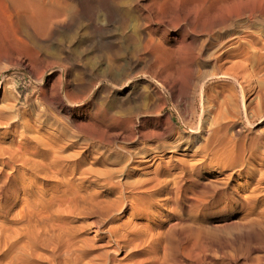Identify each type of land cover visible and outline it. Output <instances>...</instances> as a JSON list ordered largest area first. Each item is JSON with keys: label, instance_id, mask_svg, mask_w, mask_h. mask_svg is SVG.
<instances>
[{"label": "rangeland", "instance_id": "1", "mask_svg": "<svg viewBox=\"0 0 264 264\" xmlns=\"http://www.w3.org/2000/svg\"><path fill=\"white\" fill-rule=\"evenodd\" d=\"M51 1L0 0V264H264L263 8Z\"/></svg>", "mask_w": 264, "mask_h": 264}, {"label": "bare ground", "instance_id": "2", "mask_svg": "<svg viewBox=\"0 0 264 264\" xmlns=\"http://www.w3.org/2000/svg\"><path fill=\"white\" fill-rule=\"evenodd\" d=\"M49 1H51V0H49ZM53 1V0H52ZM51 1V3H53ZM127 0H125V2H126ZM133 1H135V0H133ZM162 1H164V0H162ZM172 1V0H171ZM174 1V0H173ZM178 1V0H177ZM186 1V0H185ZM188 1H190V0H187V2ZM216 1V2H215ZM14 2H15V0H14ZM21 2V1H20ZM46 2V1H45ZM128 2V1H127ZM168 2V1H167ZM179 2V1H178ZM219 2V4L221 3V1H218V0H204V1H199L198 2V0L196 1V0H193V1H190V2H188V3H191V5H190V7L188 8V11H187V14H186V17H185V23H191V24H193L194 25V23H199L200 24V20H203V21H205V23H208L209 24V26L210 25H215V23L214 22H216V23H220V24H222L223 23V19H222V17H221V15H223V14H219V13H221V8H219L221 5H217L216 3H218ZM255 2V4L256 5H259L260 6V9H261V7L263 8V9H261L260 10V12L257 10V9H251L250 10V12H249V14H248V20L247 21H249L250 22V25L252 26V28L253 27H255V28H261V29H263L264 28V0H256V1H254ZM29 3V2H28ZM56 3H58V2H56V0H55V3L54 4H56ZM165 3V2H164ZM180 3H183V2H180ZM188 3H185V4H188ZM32 4V3H31ZM223 4V3H222ZM179 5V4H178ZM189 5V4H188ZM51 6H52V4H51ZM59 6V5H58ZM57 6V7H58ZM129 6V5H128ZM183 6V5H182ZM185 6V5H184ZM183 6V7H184ZM187 6V5H186ZM185 6V7H186ZM180 7V6H179ZM33 8V7H32ZM56 8V7H55ZM132 8V7H131ZM30 9H31V7H30ZM38 9V7L37 8H35L34 7V9H32L31 11H34V10H37ZM52 8H49V10H51ZM58 9H60V8H58ZM184 9V8H183ZM246 9V8H245ZM40 10H42V9H40ZM40 10H37L38 12L40 11ZM49 10H46L47 12L49 11ZM134 10V9H133ZM136 10V9H135ZM30 11V12H31ZM54 11H57V10H54ZM53 11V12H54ZM128 11V10H127ZM245 11V10H244ZM42 12V11H41ZM59 11H57V13H58ZM184 12V11H183ZM34 13V12H33ZM50 13V12H49ZM48 13V14H49ZM52 13V12H51ZM50 13V14H51ZM223 13H225V12H223ZM229 13V12H228ZM247 13V12H246ZM35 14H37V13H35ZM42 14V13H41ZM49 14V15H50ZM54 13H52L51 15H52V17H54V16H56V17H58L59 16V14H61V12L58 14V15H53ZM108 14H111L110 12H108L107 13V15ZM129 14V13H128ZM128 14H126V15H128ZM130 14H133V13H131V9H130ZM244 14H245V12H244ZM26 15V14H25ZM138 15V14H137ZM225 15V14H224ZM223 15V16H224ZM247 15V14H246ZM32 16H33V14H32ZM32 16H30L31 18H32ZM36 16V15H35ZM45 16H47V17H50V16H48V15H46V13H45V15H44V17ZM135 16V15H134ZM244 16V15H243ZM25 17V16H24ZM29 17V19H31ZM39 17V16H38ZM40 17H42V18H44L43 17V14H42V16L40 15ZM39 17V18H40ZM52 17H50V18H52ZM55 17V18H56ZM129 17V16H128ZM137 16H135V18H136ZM139 17H141V18H143L142 16H139ZM146 17V16H145ZM148 17V16H147ZM146 17V18H147ZM155 17V16H154ZM231 17V16H230ZM232 17H233V15H232ZM242 17V16H241ZM245 17V16H244ZM247 17V16H246ZM141 18H139V19H141ZM157 18V17H156ZM29 19L27 20L28 22H29ZM37 20H36V22H35V24L36 23H39V22H37V21H39L38 20V18H36ZM48 19V18H47ZM53 19V18H52ZM241 19V18H240ZM44 20V23L46 22L45 20H46V17L43 19ZM43 20L40 22V23H42L43 22ZM144 20H145V18H144ZM244 20V19H243ZM33 20L31 19V21L30 22H32ZM227 21V20H226ZM229 21H231V20H229ZM229 21H227V22H229ZM246 21V22H247ZM29 22V23H30ZM48 22L51 24V22L48 20ZM139 22H141V20L139 21ZM142 22H144V21H142ZM239 22V21H238ZM237 22V23H238ZM44 23H42L41 25H43V27L45 26V24H47V22L44 24ZM48 23V24H49ZM52 23H53V21H52ZM201 23H204V22H202L201 21ZM204 23V24H205ZM230 23V22H229ZM26 24H27V22H26ZM34 24V25H35ZM49 24V25H50ZM54 24V23H53ZM141 24V23H140ZM168 24V23H167ZM190 24V25H191ZM219 24V25H220ZM232 24V23H231ZM169 25V24H168ZM201 25V24H200ZM200 25H198V27L200 26ZM212 25V26H213ZM224 25H225V23H224ZM227 25V24H226ZM235 25H237V24H235ZM247 25H249L248 23H247ZM26 26V25H25ZM28 26V25H27ZM27 26H26V28H27ZM47 26V25H46ZM51 26V25H50ZM137 26H138V22H137ZM147 26V25H146ZM186 26V25H185ZM192 26V25H191ZM196 26H197V24H196ZM195 25H194V28H190L189 30H190V32H191V30L192 31H195V27H196ZM202 26V25H201ZM206 26H208V25H206ZM206 26H205V28H206ZM212 26H210V27H212ZM228 26V25H227ZM245 26H246V24H245ZM35 27V28H34ZM34 27H32V25H31V27L30 28H34L33 30L35 31V29H36V27H38V26H34ZM39 27H42V26H39ZM38 27V28H39ZM43 27H42V29H43ZM142 27H143V24H142ZM188 27V26H187ZM190 27V26H189ZM188 27V28H189ZM197 27V28H198ZM231 26H229L228 28H230ZM241 27V26H240ZM244 27V26H243ZM28 28H29V26H28ZM29 28V29H30ZM136 28V27H135ZM144 28H145V26H144ZM149 28V27H148ZM187 28V29H188ZM202 28V27H201ZM219 28H220V26H219ZM227 28V27H226ZM227 28V29H228ZM232 28H234V25H233V27ZM236 28H239V26L237 27H235V29ZM247 28H248V26H247ZM251 28V27H250ZM249 28V30H251ZM184 29V28H183ZM213 28H210L209 29V31H211ZM221 29V28H220ZM223 29H225V27L223 28ZM241 29V28H240ZM244 29V28H243ZM261 29H259V30H261ZM33 30H31L32 32H33ZM37 30V29H36ZM137 30V29H136ZM148 30V29H147ZM151 30V29H150ZM199 30V29H198ZM216 30V29H215ZM247 30V29H246ZM28 31V30H27ZM30 31V30H29ZM31 31H30V33H31ZM188 31V30H187ZM218 31H221V30H218ZM223 31V30H222ZM229 31H230V29H229ZM240 31V30H239ZM248 31V30H247ZM37 31H35L34 33H36ZM189 32V33H190ZM226 32V31H225ZM224 31L222 32V33H225ZM228 32V31H227ZM233 32V31H232ZM148 33V32H147ZM221 33V34H222ZM231 33V32H230ZM37 34V33H36ZM35 34V35H36ZM139 34H141V33H139ZM138 34V35H139ZM186 35L188 34V33H185ZM195 34V33H194ZM251 33H249V35H250ZM32 35V34H31ZM35 35H33V36H35ZM185 35V36H186ZM208 35V34H207ZM229 35V34H228ZM264 34H262V36H263ZM141 36H143V34L141 35ZM150 37L152 36V34L151 35H149ZM202 36V35H201ZM131 37H132V34H131ZM146 37V36H145ZM192 37V36H191ZM195 36H193V38H194ZM208 37V36H207ZM222 37V36H221ZM142 38V37H141ZM151 38H153V36L151 37ZM182 38H183V36H182ZM201 38V37H200ZM200 38H198L197 39V41L200 39ZM240 38V37H239ZM149 39V38H148ZM148 39L145 41L146 42V46H147V43H151L150 41L151 40H149V42H148ZM192 39V38H191ZM195 39V38H194ZM207 39V38H206ZM216 39V38H215ZM135 40H136V38H135ZM153 40V39H152ZM203 40V39H202ZM202 40H201V42H202ZM222 39H220V41H221ZM0 41H1V39H0ZM206 41V40H205ZM155 42H157V41H155ZM154 42V43H155ZM195 41H193V43H194ZM199 42V41H198ZM201 42H199L200 43V45L202 44ZM216 42V41H215ZM191 43H192V40H191ZM192 43V44H193ZM206 43V42H205ZM192 44L190 45V43H189V45L191 46V50H192ZM241 54H240V52H238V54H240V56L243 58L242 60H243V64L241 65V66H244L245 67V69H247L249 66H251L253 69H250V70H257L258 72H259V69H262L263 68V65L261 66V64L260 63H256V59H258L259 61H261L260 59H264V39H261L259 36H255V37H252V39L251 40H249V39H245V41H241ZM240 44H239V46H240ZM156 45H157V43H156ZM155 45V46H156ZM194 45V44H193ZM196 45V44H195ZM238 46V47H239ZM195 47V46H194ZM201 47V46H200ZM237 47V46H236ZM229 48V47H228ZM151 49H153V48H151ZM197 49V48H196ZM199 49V48H198ZM198 49L196 50V52H198ZM232 49V48H231ZM231 49H227V51H225V53L226 54H231L230 53V50ZM239 49V48H238ZM237 48L235 49V50H238ZM240 50V49H239ZM193 51V50H192ZM201 50H199V52H200ZM234 51V50H233ZM156 52V51H155ZM154 52V53H155ZM151 54V53H150ZM237 54V53H236ZM152 55V54H151ZM151 55H149V56H151ZM156 55V54H155ZM155 55H153L152 57H155ZM193 55V54H192ZM194 55H196V54H194ZM225 55V54H224ZM235 55V54H234ZM220 56H223V55H220ZM239 56V57H240ZM151 57V58H152ZM198 57V56H197ZM219 57V56H218ZM145 58V57H144ZM151 58H150V60H151ZM146 59V58H145ZM153 59V58H152ZM197 60V59H196ZM190 61V60H189ZM195 61V60H194ZM151 62V61H150ZM154 62V61H153ZM188 62V61H187ZM196 62V61H195ZM155 63V62H154ZM197 64V63H196ZM196 64H195V66H196ZM199 64V63H198ZM159 65V64H158ZM175 65H177V64H175ZM181 65H182V63H181ZM184 65V64H183ZM110 66H113V65H110ZM191 67L192 68V66H193V64L192 63H186L185 65H184V67L185 68H187V67ZM180 67V66H179ZM114 68V67H113ZM116 68V67H115ZM114 68V69H115ZM117 68H119V67H117ZM116 68V69H117ZM168 68H169V66H168ZM168 68H167V66L165 67V69H167L168 70ZM174 68H176L175 66L171 69L172 71H174L175 69ZM182 68V67H181ZM198 68V67H197ZM112 69V68H111ZM174 69V70H173ZM179 68H176V70H178ZM189 69V68H188ZM188 69H187V71H188ZM193 69H195V68H193ZM193 69H189V70H191L192 72H193ZM120 70V69H119ZM170 69L168 70V71H171ZM115 71V70H114ZM118 71V70H117ZM171 71V72H172ZM257 71H254L255 73L257 72ZM250 72V71H249ZM257 72V73H258ZM259 73H261V72H259ZM249 74V73H248ZM252 74V73H251ZM236 81V80H235ZM167 85V84H166ZM264 85V84H263ZM243 89V88H242ZM244 90V89H243ZM61 102V101H60ZM65 107V106H64ZM143 135V134H142ZM144 135L145 136H147L145 133H144ZM61 155L60 156H58V155H54V162L56 163V162H58V161H60L61 160ZM117 159V158H116ZM101 173V172H100ZM99 173V174H100ZM98 175V174H97ZM95 181L96 182H98L99 181V176L97 177V179H95ZM121 181V180H120ZM122 184V183H121ZM117 186L118 187H120L121 185L120 184H117ZM123 186V185H122ZM121 190H122V187H121ZM123 192V191H122Z\"/></svg>", "mask_w": 264, "mask_h": 264}]
</instances>
